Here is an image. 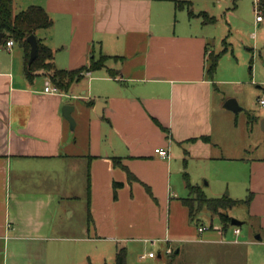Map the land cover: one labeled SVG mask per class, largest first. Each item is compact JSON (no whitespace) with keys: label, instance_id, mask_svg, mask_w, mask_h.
Returning <instances> with one entry per match:
<instances>
[{"label":"crops","instance_id":"1","mask_svg":"<svg viewBox=\"0 0 264 264\" xmlns=\"http://www.w3.org/2000/svg\"><path fill=\"white\" fill-rule=\"evenodd\" d=\"M175 2L22 1L23 10L41 6L52 19L35 35L53 51L56 69L109 59L59 89L53 70L28 77L20 43L0 42V264H74L83 242L179 241L171 211L178 200L188 210L179 193L188 189L190 162L248 168L247 181L235 178L249 193V217L259 220L248 243L264 244V160L238 150L224 156L214 140L226 131V100L208 74L209 23ZM48 85L57 93L45 92ZM66 105L74 107V129ZM115 183L122 184L116 197ZM256 261L264 264V254Z\"/></svg>","mask_w":264,"mask_h":264},{"label":"rangeland","instance_id":"2","mask_svg":"<svg viewBox=\"0 0 264 264\" xmlns=\"http://www.w3.org/2000/svg\"><path fill=\"white\" fill-rule=\"evenodd\" d=\"M22 1L15 0V12L25 8ZM175 1L188 2L187 13L190 10L195 14L206 13L212 19L207 24L210 48L215 54L227 49L213 78L220 92L218 97L226 101L236 99L242 111L224 110L222 120L226 131L214 140L224 145V156H237L238 150L246 160H264V107L260 103L264 100V22L256 20L255 0ZM201 21L205 22L203 17ZM216 151L221 154V150ZM222 163H188L190 182L200 186L208 198L249 199V193L235 179L238 175L242 181H247L250 176L248 168L236 162ZM180 179L183 180V175ZM179 194L181 199L187 198L189 190L184 188ZM177 203L180 201H174L172 205L170 225L172 235L181 234L179 241L83 242L77 244L83 252L74 264H115L118 245L128 250L127 264H255L264 254V244L248 243L256 240L260 229L259 220L249 217V203L242 202L227 210L232 219L243 224L233 226L230 223L226 232L219 217L207 209L200 211L192 221L186 214L188 210L177 207ZM74 205V208L79 207L78 202ZM69 221L73 224L79 222L77 211ZM237 228L241 233H235ZM149 253L154 257L150 258Z\"/></svg>","mask_w":264,"mask_h":264},{"label":"trees","instance_id":"3","mask_svg":"<svg viewBox=\"0 0 264 264\" xmlns=\"http://www.w3.org/2000/svg\"><path fill=\"white\" fill-rule=\"evenodd\" d=\"M188 6V2L176 1L177 9H184ZM260 6L264 9V0H261ZM205 23L212 22V19L206 13H201ZM53 21L41 6H30L26 10L18 13L14 11V0H0V33H3L2 43L10 39L20 43L26 50V72L30 79L34 77L35 72L43 69L53 70V82L59 89H66L72 82L83 77L85 72H94L106 68V56H100L98 59L92 58L88 67H83L74 71L58 70L54 67V53L38 39V54L32 64H28L30 58L31 47L27 42V38L35 34L38 30H48L52 27ZM224 49L221 53H212L209 55L210 65L208 74L214 76L221 56L226 52ZM112 77H116L114 71H109ZM208 140V139H205ZM118 164V161H115ZM131 177V176H130ZM185 180L189 189L190 195L188 198L182 199V203L189 210V216L192 221L196 220L197 214L203 209H207L213 216L219 217L222 223L223 231H226L232 221V218L227 214V210L235 207L242 202H250V198L246 201L235 200L229 196L220 198H208L200 186H195L190 183L189 177L186 174ZM121 183H115L116 189L121 187ZM128 250L126 247L118 245L116 250L115 264H127Z\"/></svg>","mask_w":264,"mask_h":264},{"label":"water","instance_id":"4","mask_svg":"<svg viewBox=\"0 0 264 264\" xmlns=\"http://www.w3.org/2000/svg\"><path fill=\"white\" fill-rule=\"evenodd\" d=\"M3 36L4 34L0 33V42L2 41ZM27 42L31 47L28 64H32L37 58V54H38V39L35 34H32L27 38ZM223 108L229 111H233L235 113L242 111V108L239 106V103L237 102L236 99H228L224 103ZM73 109L74 107L71 105H66L63 107V115L69 121L72 129L75 128V120L72 116ZM242 224H243L242 222L236 219H232L231 221V225L233 226H241ZM177 253H179V251H177Z\"/></svg>","mask_w":264,"mask_h":264},{"label":"built area","instance_id":"5","mask_svg":"<svg viewBox=\"0 0 264 264\" xmlns=\"http://www.w3.org/2000/svg\"><path fill=\"white\" fill-rule=\"evenodd\" d=\"M256 2V7H255V11H256V14H257V17H256V20L257 22H261L263 21V8L260 6V2L261 0H255ZM15 44V41L13 39H10L6 42V45L8 47V49H11L13 47V45ZM45 92L47 93H57V89L51 87L50 85H48L46 88H45ZM261 105L264 107V100H261ZM157 154L163 158V159H167L170 157V154L169 152L164 149V148H159L156 150ZM202 231V229L200 230ZM235 233L236 234H239L240 233V229H236L235 230ZM170 252V251H169ZM150 258H153L154 257V254L153 253H149L148 255Z\"/></svg>","mask_w":264,"mask_h":264}]
</instances>
